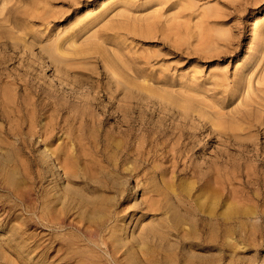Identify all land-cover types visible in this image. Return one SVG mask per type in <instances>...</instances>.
Masks as SVG:
<instances>
[{"label": "rangeland", "instance_id": "374dc122", "mask_svg": "<svg viewBox=\"0 0 264 264\" xmlns=\"http://www.w3.org/2000/svg\"><path fill=\"white\" fill-rule=\"evenodd\" d=\"M0 264H264V0H0Z\"/></svg>", "mask_w": 264, "mask_h": 264}, {"label": "bare ground", "instance_id": "6f19581e", "mask_svg": "<svg viewBox=\"0 0 264 264\" xmlns=\"http://www.w3.org/2000/svg\"><path fill=\"white\" fill-rule=\"evenodd\" d=\"M8 19L7 18H5V21H7ZM208 207V206H207ZM209 208V207H208Z\"/></svg>", "mask_w": 264, "mask_h": 264}]
</instances>
